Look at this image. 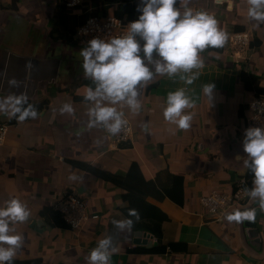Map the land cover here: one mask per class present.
Segmentation results:
<instances>
[{
    "label": "crops",
    "instance_id": "1",
    "mask_svg": "<svg viewBox=\"0 0 264 264\" xmlns=\"http://www.w3.org/2000/svg\"><path fill=\"white\" fill-rule=\"evenodd\" d=\"M82 1L70 9L65 0H0V99L23 95L40 107L36 118L18 124L13 123L16 117L0 111V121L9 126L0 146V207L16 198L30 213L25 222L12 225L13 234L22 237L13 264H89L91 250L107 237L116 249L110 264H264V210L251 221L255 227L248 220L227 219L237 210L256 208L257 200L250 198L246 207L234 208L222 221L200 202L212 191H234L249 172L236 159L245 155L242 138L254 97L240 82L242 69L264 87V22L248 16L249 0L232 2L230 10L211 0H177L181 12L188 7L215 16L227 37L223 50L200 52L204 66L193 70L197 77L192 84L180 79L181 74H154L140 88L139 111L115 105L134 129L132 140L118 148L102 126L88 125L91 104L84 100V82L90 79L79 55L85 46L75 34L85 12L110 6L113 10L104 16L113 15L119 0ZM247 31L254 35L253 46L245 62L235 63L229 57V39ZM13 79L16 86L9 84ZM210 82L215 85L211 104L203 93ZM178 89L194 102L186 110L192 115L188 129L163 116L168 93ZM66 103L72 114L61 113ZM73 163L121 179L136 163L146 180L170 182L163 200L147 199L168 220L154 226L133 219L130 228H117L114 220L129 219L123 214L129 207L123 198L126 190ZM72 189L87 203L90 215L98 216L82 232L71 230L55 210ZM146 233L156 241L146 240Z\"/></svg>",
    "mask_w": 264,
    "mask_h": 264
},
{
    "label": "clouds",
    "instance_id": "2",
    "mask_svg": "<svg viewBox=\"0 0 264 264\" xmlns=\"http://www.w3.org/2000/svg\"><path fill=\"white\" fill-rule=\"evenodd\" d=\"M225 2L230 10L232 0H216L218 4ZM176 4L177 0H139V16L128 24L126 35L107 40L93 38L80 50L83 74L92 82L84 96V100L91 104L88 109L89 127L100 125L109 134L120 133L127 121L115 105L123 104L133 112L139 111L140 88L154 74L169 77L181 74L180 79L192 84L197 77L193 70L204 66L200 52L224 45L227 37L218 28L214 15L188 7L181 12ZM248 16L264 22V0H249ZM31 66L29 62L27 67ZM9 84L16 86L18 82L13 79ZM214 87L211 82L203 86V93L210 104ZM193 106L194 102L184 89L169 92L164 119L179 129H188L192 115L186 110ZM0 111L20 121L38 116L34 106L23 95L0 99ZM60 111L72 114L74 109L66 103ZM242 147L245 155H238L236 159L242 160L253 176L251 189L246 188L245 191L250 198L257 200L259 209L264 210V127L245 129ZM257 211V208L237 210L227 219L254 220ZM29 215L27 207L16 198L0 207V264H13L22 237L13 234L15 229L12 225L25 222ZM129 215L138 218L139 214L131 209ZM113 223L120 229L130 228L132 220H114ZM115 251L110 237L101 239L88 256L89 264H110Z\"/></svg>",
    "mask_w": 264,
    "mask_h": 264
},
{
    "label": "built area",
    "instance_id": "3",
    "mask_svg": "<svg viewBox=\"0 0 264 264\" xmlns=\"http://www.w3.org/2000/svg\"><path fill=\"white\" fill-rule=\"evenodd\" d=\"M216 2V0H211ZM238 0H232L235 2ZM82 0H65L67 8L73 9L80 6ZM218 4V3H216ZM221 5V4H218ZM130 21L127 17L121 19L113 15L104 17H91L84 24L77 28L75 37L82 41L83 45L93 38L110 39L116 36L126 35ZM254 41V35L251 31L235 33L229 39V57L239 63L248 59V53L251 50V44ZM248 119L245 129L250 127H264V97L254 96L248 104ZM127 123L121 132L112 135L105 129L108 140L112 147L118 148L132 140L134 129L129 119L125 118ZM9 126L7 123L0 121V146L7 138ZM245 132V130H244ZM247 181L243 179L236 185V190L230 193H220L212 191L209 195L200 199L205 211L213 216L215 220L222 221L234 208L246 207L250 196L245 191ZM55 210L62 216L63 221L74 232H82L91 219H98L97 215H90L87 203L79 197L75 189L65 192L61 200L57 203ZM153 241H156L153 237ZM134 248V245H131ZM168 252L170 249L168 248Z\"/></svg>",
    "mask_w": 264,
    "mask_h": 264
},
{
    "label": "trees",
    "instance_id": "4",
    "mask_svg": "<svg viewBox=\"0 0 264 264\" xmlns=\"http://www.w3.org/2000/svg\"><path fill=\"white\" fill-rule=\"evenodd\" d=\"M138 4H139V0H119L118 8L116 11L113 12V16H116L121 19L127 17V19L130 22L135 21L139 16V12L137 11ZM111 10H113L112 7L107 6V7H102L94 12L87 11L79 19V25L84 24L91 17H103L104 14L107 15L108 13L111 12ZM66 19L69 18L66 17ZM253 42L251 46H253ZM211 50L222 52L223 49L207 48L206 51L211 52ZM240 82L244 85V87H246V89L249 92L254 93V96L264 97V87L259 85V79L257 78L256 75H251L246 70L242 69L240 73ZM84 84L86 86H91L92 82L91 80H87L84 82ZM28 103L34 106V108L38 113L40 107H38L34 103H31L30 101H28ZM30 119L32 118H28L23 121ZM19 122L22 121L16 119L14 120L13 123L18 124ZM73 165L80 168L81 170L87 171L89 174L94 175L99 179L105 180L107 182H111L117 185L119 188L125 189L126 193L123 195V198L125 201L129 203V207L123 210V214H125L127 218H129L130 220L135 219L136 221L141 220L145 222H150L151 225L154 226H156V224L162 225L163 222H166L168 220L167 215L163 213L156 206L148 203L147 199L150 197L153 198L155 197L158 200H163L164 195L162 191L168 188V184L170 182L163 184L160 180L157 181L146 180L144 174L141 171L140 166L136 163L132 165L130 173L127 175V177L123 179L115 176L110 172L98 169L95 166L88 165L86 163H73ZM252 180H253V176L252 173L249 171L248 176L246 178L247 189H251ZM142 186L144 188L146 187V189H144ZM234 190H236V188ZM131 209L136 210V212L139 214L138 218L136 216L129 215ZM240 211H243V209H241ZM58 214H59V218L62 221L63 219L61 214L60 213Z\"/></svg>",
    "mask_w": 264,
    "mask_h": 264
},
{
    "label": "water",
    "instance_id": "5",
    "mask_svg": "<svg viewBox=\"0 0 264 264\" xmlns=\"http://www.w3.org/2000/svg\"><path fill=\"white\" fill-rule=\"evenodd\" d=\"M221 5H227V2H225V3H223V4H221ZM257 209H258V211H257V213H256V217H255V219H257L258 218V215H259V213H260V210L261 209H259V205H257V207H256ZM254 219V220H255ZM249 222H248V226H250V227H255V224L253 223V222H251L252 220H248ZM142 236H145L146 238V240H151V242L152 243H154V241H153V237L150 235V234H144V235H142Z\"/></svg>",
    "mask_w": 264,
    "mask_h": 264
},
{
    "label": "rangeland",
    "instance_id": "6",
    "mask_svg": "<svg viewBox=\"0 0 264 264\" xmlns=\"http://www.w3.org/2000/svg\"><path fill=\"white\" fill-rule=\"evenodd\" d=\"M76 37H77V36H76ZM76 39H78V38H76ZM77 41H78L81 45H83V44H82V41H81L80 39H78ZM84 46H85V45H84ZM124 118H125V117H124ZM127 119H128V118H127ZM103 129H104V128H103ZM104 132H105V131H104ZM106 136H107V139H108V138H109L108 135H106Z\"/></svg>",
    "mask_w": 264,
    "mask_h": 264
}]
</instances>
